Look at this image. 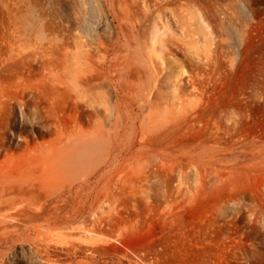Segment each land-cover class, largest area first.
<instances>
[{"label": "rangeland", "instance_id": "rangeland-1", "mask_svg": "<svg viewBox=\"0 0 264 264\" xmlns=\"http://www.w3.org/2000/svg\"><path fill=\"white\" fill-rule=\"evenodd\" d=\"M108 1L0 0V264H264V0H170L180 123L68 164L75 107L33 51L92 14L112 44Z\"/></svg>", "mask_w": 264, "mask_h": 264}, {"label": "bare ground", "instance_id": "bare-ground-1", "mask_svg": "<svg viewBox=\"0 0 264 264\" xmlns=\"http://www.w3.org/2000/svg\"><path fill=\"white\" fill-rule=\"evenodd\" d=\"M109 3L110 12L119 21L115 30H107L111 32L108 34L110 37L114 36L112 44L107 41L109 37L98 30L104 18L92 14L84 20L82 28L85 36L82 33L75 35L73 46L64 39L57 43L59 40L55 36L56 41L50 35H43L39 36L38 50L35 48L33 51H39L37 54L48 70V79L54 85L55 93L66 102L71 101L75 107L72 120L66 122L69 123L65 130L66 140L61 143V153L68 164L91 163L105 145L118 139L131 141L138 132L143 138L170 121L179 122L185 106L184 65L174 56L176 47L181 45L174 39L173 30V34L171 32L169 21L172 18L167 13L171 19L165 17L172 1L111 0ZM173 15L175 20L182 19L175 9ZM103 21L108 23L109 19ZM184 23L181 22L183 26ZM106 29H109L108 26ZM207 56L211 55H205V58ZM57 81L64 84L63 88L57 86ZM112 90L116 93L115 98H111ZM100 107L105 111L104 120L108 122V128L102 116L99 117ZM67 157L69 161H66Z\"/></svg>", "mask_w": 264, "mask_h": 264}]
</instances>
